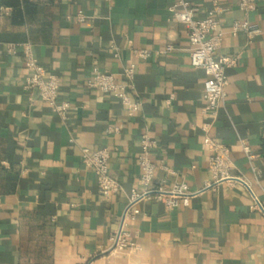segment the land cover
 I'll return each instance as SVG.
<instances>
[{
	"label": "crops",
	"instance_id": "obj_1",
	"mask_svg": "<svg viewBox=\"0 0 264 264\" xmlns=\"http://www.w3.org/2000/svg\"><path fill=\"white\" fill-rule=\"evenodd\" d=\"M173 1L0 0V264H264V0L247 13L240 0H189L197 18L216 2L225 9L218 54L239 57L226 69V101L216 115L204 100L205 72L190 63L188 30L169 11ZM246 19L263 31L251 42L231 34ZM27 42L60 78L59 100L70 103L65 118L25 89ZM130 66L131 95L141 105L133 115L88 86L94 67L122 81ZM145 134L158 142L150 159L167 187L198 190L211 181L207 138L229 147L233 174L247 184L222 183L187 207L142 201L131 226L137 249L100 254L130 191L143 189ZM83 147L109 149L122 192L101 195Z\"/></svg>",
	"mask_w": 264,
	"mask_h": 264
},
{
	"label": "built area",
	"instance_id": "obj_2",
	"mask_svg": "<svg viewBox=\"0 0 264 264\" xmlns=\"http://www.w3.org/2000/svg\"><path fill=\"white\" fill-rule=\"evenodd\" d=\"M104 1L111 3L113 0ZM256 3V0H240L239 8L247 13L256 9ZM169 11L188 30L190 63L194 68L202 69L205 72L204 100L207 109L212 115H216L226 101L228 86L226 69L234 66L239 58L238 55L218 54L224 39V31L218 16L225 9L216 2L206 17L197 18L195 16L196 8L189 0H174ZM77 18L80 22L86 21V16L82 12L78 13ZM239 33H244L248 41L251 42L263 31L246 19L233 23L231 34ZM21 46L24 50L25 67L30 72L26 77L25 89L31 94L37 93L42 100L52 106L54 112L65 118L70 110V103L66 100H59L60 78L49 73L47 68L38 62L29 42L23 43ZM16 47V44H10L11 51H14ZM135 54L142 59H147L150 56V51L136 50ZM135 74L134 66L126 67L123 71V80L117 81L114 73L94 67L88 80V86L118 98L122 104L128 107L129 114L133 115L141 107L140 103L131 95V91L134 89ZM205 142L211 151L209 158L211 181L201 189L192 190L184 182H174L170 187H167L164 181L156 177L157 166L151 161L150 155L158 146V142L147 134L142 137L143 154L139 158L142 174L139 183L143 189L142 191L136 189L130 191L128 202L121 216L120 227L111 236L110 245L100 254L125 253L137 249L131 226L137 217V206L142 201H162L170 209L179 205L187 207L192 198L198 197L206 190L222 183L247 184L243 177L233 174L235 165L231 159L229 147L211 138H207ZM242 147L247 157L252 160L254 155L244 141H242ZM82 155L84 163L95 172L99 191L105 199L124 190L122 184L109 172L111 155L108 148L91 150L89 147H83ZM160 167L164 170L169 169L164 164H161Z\"/></svg>",
	"mask_w": 264,
	"mask_h": 264
},
{
	"label": "trees",
	"instance_id": "obj_3",
	"mask_svg": "<svg viewBox=\"0 0 264 264\" xmlns=\"http://www.w3.org/2000/svg\"><path fill=\"white\" fill-rule=\"evenodd\" d=\"M20 1V0H19Z\"/></svg>",
	"mask_w": 264,
	"mask_h": 264
}]
</instances>
